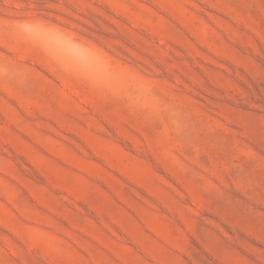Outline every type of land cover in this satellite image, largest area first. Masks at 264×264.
Instances as JSON below:
<instances>
[{
  "label": "rangeland",
  "instance_id": "obj_1",
  "mask_svg": "<svg viewBox=\"0 0 264 264\" xmlns=\"http://www.w3.org/2000/svg\"><path fill=\"white\" fill-rule=\"evenodd\" d=\"M0 264H264V0H0Z\"/></svg>",
  "mask_w": 264,
  "mask_h": 264
}]
</instances>
